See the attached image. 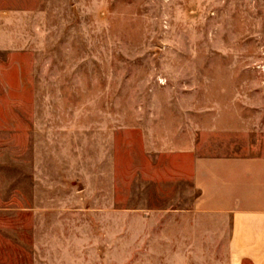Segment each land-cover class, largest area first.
I'll use <instances>...</instances> for the list:
<instances>
[{
  "label": "rangeland",
  "instance_id": "rangeland-1",
  "mask_svg": "<svg viewBox=\"0 0 264 264\" xmlns=\"http://www.w3.org/2000/svg\"><path fill=\"white\" fill-rule=\"evenodd\" d=\"M0 12L32 14L42 33L35 50L0 51V153L16 156L19 205L32 167L82 189V237H50L49 264H229V237H139V210L160 203L167 234L195 198L163 142L222 91L264 105V0H0ZM95 187L112 190L114 237H88Z\"/></svg>",
  "mask_w": 264,
  "mask_h": 264
},
{
  "label": "crops",
  "instance_id": "crops-1",
  "mask_svg": "<svg viewBox=\"0 0 264 264\" xmlns=\"http://www.w3.org/2000/svg\"><path fill=\"white\" fill-rule=\"evenodd\" d=\"M33 19L0 12V51L40 47ZM249 94L222 91L223 101L203 107L201 122H192L183 138L163 142L170 171L189 182L185 192L196 196L180 217L177 210L169 214L167 234L161 204H144L139 237H229V264H264V105L252 99L256 91ZM30 176L19 205L16 156L0 153V264H49L50 237H82V189L51 185L33 167ZM94 189L85 208L91 210L88 237H114L112 190ZM19 210L26 215L20 232ZM51 225L57 227L52 234Z\"/></svg>",
  "mask_w": 264,
  "mask_h": 264
}]
</instances>
